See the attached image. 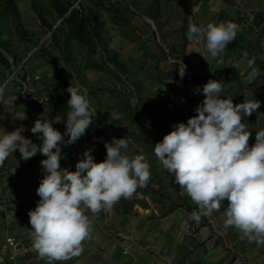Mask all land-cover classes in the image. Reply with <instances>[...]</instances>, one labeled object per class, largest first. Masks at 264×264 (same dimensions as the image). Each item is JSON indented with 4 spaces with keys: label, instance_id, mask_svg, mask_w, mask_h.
<instances>
[{
    "label": "crops",
    "instance_id": "1",
    "mask_svg": "<svg viewBox=\"0 0 264 264\" xmlns=\"http://www.w3.org/2000/svg\"><path fill=\"white\" fill-rule=\"evenodd\" d=\"M128 1L137 9L133 22L144 42L152 52L166 55L158 65L162 72L174 71L175 63L179 70L181 61H184L187 74H201L210 80L224 82L223 98L232 99L234 104L242 103L245 98L260 101L256 112L243 117L251 132L249 144L253 145L256 132L264 129V68L261 76L249 84L246 75L249 70L248 48L259 37V32L249 26L256 13H264V0H236V4L225 0ZM16 2L23 25L37 34L42 32L32 3L48 6L51 0ZM238 10L249 21L238 24L236 39L218 57L212 58L204 44L195 45L187 38L190 24L206 26L209 22H231L237 18ZM102 16L107 18L106 14ZM0 20H4L1 13ZM129 43L135 44L137 48L136 43ZM261 47L262 54L259 57L264 62V35ZM35 50H30L21 63L12 65V71L6 69L0 61V88H3V94L0 95V135L21 128L25 138L40 145L41 134L34 135L31 132L34 122L40 119L56 124L61 121V117L56 103L44 95L43 80L47 75L51 76L45 60L42 58V65L32 71L33 77L40 80L36 81L38 84L35 89L32 88L30 74L19 75L27 71L26 68L36 54ZM234 64H239V69L233 67ZM147 67L154 70L153 80L157 86L144 83L153 94L158 86H172L176 82L169 79L168 84H161L156 79L154 60L149 59ZM166 101L173 107H183L187 113L195 107L183 100L177 92L170 94ZM22 115L23 119L20 118ZM83 144L81 146L87 148ZM75 153L70 145L62 148V169L75 171ZM43 159L46 157L38 152L24 161L17 150L0 165V244L9 234L24 242L33 240L28 213L35 209L40 200L36 190L46 175L40 163ZM180 194L185 203L196 210L182 206L161 216L155 204L147 198L148 207L135 204L128 212L118 211L117 204L96 216L88 212L93 230L91 238L83 243L84 251L78 257L54 264H264V244L241 239L237 230L224 227L227 201L222 202L220 211L202 216L197 222L191 217L192 212L198 210L197 205L182 189ZM44 260L48 263L46 258Z\"/></svg>",
    "mask_w": 264,
    "mask_h": 264
},
{
    "label": "clouds",
    "instance_id": "2",
    "mask_svg": "<svg viewBox=\"0 0 264 264\" xmlns=\"http://www.w3.org/2000/svg\"><path fill=\"white\" fill-rule=\"evenodd\" d=\"M237 31L238 25L233 22L190 24L187 38L195 45L204 44L216 58L236 39ZM232 66L239 69V64ZM247 67L251 84L261 76V70L255 66L254 57L247 59ZM180 75L183 77L184 70ZM223 83L209 80L202 89H196L204 96L195 109L197 115L175 125L154 145V154L197 205L192 219L199 222L202 216L220 211L222 202L227 201L224 227L237 230L241 239L264 244V129L256 132L255 143L250 145L251 132L243 121L244 116L259 109L260 101L245 98L234 104L232 99L223 98ZM67 91L70 99L65 133L55 129L53 123L37 119L31 132L41 134L40 145L25 138L21 128L0 135V165L17 150L24 161L38 152L46 157L40 162L46 175L36 190L40 200L28 215L33 248L48 264L80 256L93 230L87 213L96 216L111 210L151 178L150 164L143 155H127V138L113 137L105 142L107 155L102 162H95L91 150H86L75 171L61 168V144L75 143L96 115L86 90L82 92L81 86L71 84ZM112 119L119 117L110 114L109 122Z\"/></svg>",
    "mask_w": 264,
    "mask_h": 264
},
{
    "label": "trees",
    "instance_id": "3",
    "mask_svg": "<svg viewBox=\"0 0 264 264\" xmlns=\"http://www.w3.org/2000/svg\"><path fill=\"white\" fill-rule=\"evenodd\" d=\"M225 1L236 4V0ZM0 8L9 16L19 42L15 48L11 38L3 39L0 28V61L6 69L12 71V65L21 63L26 57L20 49L21 45L27 53L35 48L36 54L52 68L62 65L74 74L79 84L97 103L93 123L83 136L70 145L76 151L73 158L78 161L86 150H91L96 162H102L107 155L105 142H111L115 137L127 138V155H143L150 164L151 178L146 186L137 190L141 195L133 199L122 198L116 203L118 211L128 212L135 204L148 207L146 196L162 206L161 216L182 206L188 210H196L185 203L180 194L181 188L175 184L174 175L164 170L157 160L154 145L161 142L175 125L180 122L187 123L190 117L197 115L195 109L202 103L204 96L196 89H202L210 78L185 72L181 77V86L176 63L174 71L162 72L158 65L166 55L152 52L144 42L133 22L137 9L128 0H51L48 6L33 2L32 9L41 26L50 33L49 44L42 42L34 31L23 25L16 0H0ZM102 14H106L107 18ZM248 21L249 18L238 10L237 18L231 22L238 25ZM263 23L264 13H256L249 26L259 32V37L248 48V58L254 57L255 66L260 70L264 68V62L259 57L262 54ZM109 24L118 29L123 39L137 44V49L141 52L139 57L126 56L122 52L109 30ZM149 59L156 62V79L161 84H168L169 79L175 80L176 83L172 86L195 106L193 111L187 113L184 108L179 107L170 109L167 102L155 97L147 89L142 74ZM88 71H97L100 75L91 81L87 76ZM68 95L70 98V94ZM51 100L56 103L61 117V121L53 123V127L63 134L66 131L68 104L53 96ZM110 114L119 117V120L112 119L109 122ZM115 121L124 123V127L119 129ZM67 139L68 136L65 135V141ZM85 142L90 144L89 148L81 146ZM63 147L65 145L61 144V148Z\"/></svg>",
    "mask_w": 264,
    "mask_h": 264
},
{
    "label": "rangeland",
    "instance_id": "4",
    "mask_svg": "<svg viewBox=\"0 0 264 264\" xmlns=\"http://www.w3.org/2000/svg\"><path fill=\"white\" fill-rule=\"evenodd\" d=\"M0 13L1 15L4 17V20L1 21L0 23V28L2 30V37L3 39H7V38H11L14 43V46L15 48L19 45V42H18V37L16 36V30L15 28L13 27V24L12 22L10 21V18L9 16L7 15L6 11L3 9V8H0ZM42 27V26H41ZM42 32H40L39 34L35 33L37 35L38 38L41 39L42 42H46L47 44L50 43V33L49 32H46L45 29L42 27ZM109 30L111 32V34L114 36V40L115 42L117 43V45L122 49V52L126 55V56H129V55H132L134 57H139L141 55V52L138 51V49L136 48L135 44H131L129 43L127 40L123 39L119 32H118V29L116 27H114L112 24H109ZM137 45V44H136ZM29 47H31L29 45ZM20 49L21 51H24L23 52V55H27V52L26 50H24V46L21 45L20 46ZM36 51V50H35ZM42 57L39 55V54H35L30 63H29V66L26 68L27 71L26 72H21V74L19 75H23L25 73H28L30 74L31 78H30V81L32 82V88L35 89L37 87V82L36 81H40L39 79H36L33 77V73L32 71H35L36 68H39L42 64ZM47 64V63H46ZM48 65V64H47ZM49 66V73L51 74V76H46V78H44L43 80V85H44V95L46 97H48L49 100H51V97H55L57 99H62V103H67L68 100L70 99L69 98V95L70 94L67 89L68 87L72 84L73 86H76V85H79V82L76 80V76L70 72H68L67 68L62 66V65H58L55 69L52 68L50 65ZM16 66L14 67V69L16 70ZM11 71V70H10ZM153 72L154 70L149 67L146 68V70L143 72L142 74V80H143V83L145 82L146 84H149L150 86H154V84H156L157 86V83L154 82V77H153ZM178 73H179V70H178ZM100 75L99 72L97 71H92L90 72V74H88V78L93 81L95 79L98 78V76ZM22 78V77H21ZM178 81H179V78H178ZM144 83V84H145ZM173 83V82H172ZM176 82H174L172 85H174ZM146 86V85H145ZM148 89V88H147ZM81 91H85L84 87L81 86ZM150 91V90H149ZM151 92V91H150ZM175 92L179 93V96L183 98V100H187V98L178 90L176 89L175 87L173 86H162V87H159L158 86V89L154 92V96L155 97H159L161 98L162 100H164L165 102H167L166 100L169 98V95L170 94H175ZM152 93V92H151ZM162 93L164 95H162ZM87 98L89 99L90 101V104H91V107L94 108L96 111H97V103L96 101L94 100L93 97L89 96L87 94ZM188 101V100H187ZM183 102V101H182ZM184 103V102H183ZM168 104V102H167ZM171 104V103H170ZM169 106V105H168ZM170 109H173L175 107H173L172 105L169 106ZM183 108V107H182ZM116 123V126L121 129L124 127V123L120 122V121H115ZM83 146L85 147H90L88 146V142H85L83 144ZM83 156V155H82ZM82 156L80 158H82ZM95 160V159H94ZM96 162V160H95ZM139 189V187L137 188V190ZM136 190V192L130 197V199H133L134 197L136 196H140V192H138ZM146 199L149 198L148 196L145 197ZM150 202H152V200L149 198ZM148 201V200H147ZM149 203V201H148ZM153 204H155L156 208L158 209L159 213L162 212V206L161 205H158L154 202H152Z\"/></svg>",
    "mask_w": 264,
    "mask_h": 264
},
{
    "label": "built area",
    "instance_id": "5",
    "mask_svg": "<svg viewBox=\"0 0 264 264\" xmlns=\"http://www.w3.org/2000/svg\"><path fill=\"white\" fill-rule=\"evenodd\" d=\"M187 65L181 61L179 67V84L182 86L180 73L186 72ZM162 95H164L162 93ZM171 106L170 103H168ZM0 264H48L44 258H40L33 248V240L24 242L13 234L5 237L0 244Z\"/></svg>",
    "mask_w": 264,
    "mask_h": 264
}]
</instances>
